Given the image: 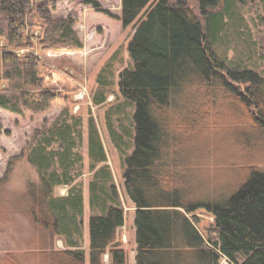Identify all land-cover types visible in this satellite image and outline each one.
Listing matches in <instances>:
<instances>
[{"label": "trees", "instance_id": "obj_1", "mask_svg": "<svg viewBox=\"0 0 264 264\" xmlns=\"http://www.w3.org/2000/svg\"><path fill=\"white\" fill-rule=\"evenodd\" d=\"M81 1L114 19L98 0ZM223 1L197 0L204 26L182 1L121 0L122 27H135L128 46L133 66L119 75V97L126 102L112 112L127 140L121 142L124 134L115 129L111 133L125 162L124 193L136 210L135 264H220L223 258L231 264H264V168L246 165L227 197L202 201L182 185L183 169L195 157L177 156L195 155L196 141L210 128L223 127L213 108L242 115L243 128L235 129L234 137L249 156L254 142L264 145V77L228 65L212 48L229 25L224 26V14L231 7L212 12ZM77 23V15L53 17L44 2L0 0V109L25 116L47 112L59 101L67 104L50 127L35 132L28 158L39 179L16 196L39 231L28 253L34 264H86L84 189L75 184L83 173V120L70 113L75 89L45 58L85 50ZM112 76L111 60L98 75L96 106L107 102ZM134 104L132 119L127 108ZM88 125L90 264H128L122 236L116 241L127 221L128 201L115 184L96 120L91 117ZM2 133L0 123V140ZM8 178H0V204ZM62 187L67 194H57ZM59 240L63 249L56 246ZM1 264L25 263L8 253Z\"/></svg>", "mask_w": 264, "mask_h": 264}, {"label": "rangeland", "instance_id": "obj_2", "mask_svg": "<svg viewBox=\"0 0 264 264\" xmlns=\"http://www.w3.org/2000/svg\"><path fill=\"white\" fill-rule=\"evenodd\" d=\"M98 1L102 9H106L114 15V19L91 6L84 5L81 0H34L36 3H46L55 18L67 17L71 14L77 15L76 30L85 43V50L82 52H58L44 55L59 71L58 76L66 82L67 86L75 89L69 96L68 105L70 113L83 120V142L79 148V152L83 156V173L75 184L83 186L85 202L86 199H89L90 183L93 179V174L89 170L88 123L91 117L97 122L115 184L124 199H128L124 193L125 162L123 163V154L112 138L111 129L117 130L120 134L125 133L118 117L112 111L117 105L126 102L119 97L118 82L121 71L133 66L128 46L133 38L135 27L134 24L127 28L122 27L119 21L121 0ZM169 1L171 4L185 2L194 10L203 25L207 24L197 0ZM227 5L231 8L229 13L224 14V26L229 25L220 33L219 42L212 45L214 52L228 65L253 70L264 77V0H224L212 12H223ZM111 60L114 71V76L109 79L112 82L111 92L104 105L96 106L92 96L98 88V75ZM83 90L87 93L86 97L82 101L76 102L75 96ZM76 104L80 106L78 111H75ZM66 105L59 101L47 112L28 113L25 116L0 109V123L3 126L0 140V178L6 174L9 177L6 187L2 191V203L0 204V264L8 253L15 254L25 264H34L28 253L31 250V242L39 231L33 225L25 207L18 201L17 197L19 196L17 195L27 191L30 185L38 182L39 179L36 169L28 158L29 146L33 142L35 132L50 127ZM132 106L133 109L131 107L127 109L129 114L133 112V119L136 106L135 104ZM213 110L217 113L218 127L221 123L223 127L218 130L210 128L204 134L206 137H200L199 141L202 143L196 141L195 155H185L187 152L183 157V154L177 155L178 158H182L181 160H186L187 156L195 157L191 167L183 169L186 176L182 185L186 186L189 194L202 201L213 199V197H227L243 179V169L246 165L253 164L264 168V145L254 142L253 155L249 156L244 150V146L235 140V129L243 128V125L239 124L243 122L242 115L228 107L213 108ZM208 117L214 118L211 114ZM213 124L215 122L211 123V125ZM190 135L194 139L197 137L194 133ZM253 137L256 135L253 134ZM124 138L127 140L126 134L121 142ZM178 146L179 148L184 147L182 141ZM134 150L135 146L126 150L124 160L131 156ZM181 165L185 167L184 164ZM57 194H67V188H60L57 190ZM124 205L128 213L127 220H129L130 212L128 211L134 207L129 201ZM86 217V212H84L85 221ZM85 231L86 225L84 236ZM129 241V239L127 243L123 241V246L127 245V250L131 252ZM84 243L85 240L82 243L83 247ZM56 246L62 249L65 247L61 240L57 242ZM86 264H90L89 254ZM220 264L231 263L223 258Z\"/></svg>", "mask_w": 264, "mask_h": 264}, {"label": "crops", "instance_id": "obj_3", "mask_svg": "<svg viewBox=\"0 0 264 264\" xmlns=\"http://www.w3.org/2000/svg\"><path fill=\"white\" fill-rule=\"evenodd\" d=\"M84 212H86V221L84 220V229L86 225V231L84 236V249L86 251V258L88 254V251H90V229H89V222H90V205H89V199H86L85 206H84ZM128 212H130L129 220L126 221V224L118 231V235L116 238V241L119 239L120 235L122 236V239L125 243H127L128 239L130 240L128 243H131V252H129L127 249V245L124 244L123 248L128 252L129 260L128 264H135L136 263V249H137V243H136V234L137 230L135 228V216H136V210L135 208L130 209ZM128 214V213H127ZM129 227V228H128ZM134 240H133V239ZM127 240V241H126ZM129 246V245H128ZM106 259V257H105ZM108 260V259H106Z\"/></svg>", "mask_w": 264, "mask_h": 264}, {"label": "built area", "instance_id": "obj_4", "mask_svg": "<svg viewBox=\"0 0 264 264\" xmlns=\"http://www.w3.org/2000/svg\"><path fill=\"white\" fill-rule=\"evenodd\" d=\"M87 93L86 91H82V92H79L76 96H75V100L76 102H80L82 101L85 97H86ZM75 111H78L80 109V106L78 104L75 105ZM106 259H109V256L106 255Z\"/></svg>", "mask_w": 264, "mask_h": 264}]
</instances>
